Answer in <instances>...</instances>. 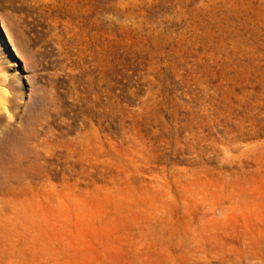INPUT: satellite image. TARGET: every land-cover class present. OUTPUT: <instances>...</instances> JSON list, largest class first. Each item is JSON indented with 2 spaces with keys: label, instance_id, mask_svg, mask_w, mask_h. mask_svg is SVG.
Wrapping results in <instances>:
<instances>
[{
  "label": "rangeland",
  "instance_id": "1",
  "mask_svg": "<svg viewBox=\"0 0 264 264\" xmlns=\"http://www.w3.org/2000/svg\"><path fill=\"white\" fill-rule=\"evenodd\" d=\"M0 92V264H264V0H0Z\"/></svg>",
  "mask_w": 264,
  "mask_h": 264
},
{
  "label": "bare ground",
  "instance_id": "2",
  "mask_svg": "<svg viewBox=\"0 0 264 264\" xmlns=\"http://www.w3.org/2000/svg\"><path fill=\"white\" fill-rule=\"evenodd\" d=\"M30 45H31V44H30ZM0 93H1V92H0ZM3 97H4V96H3ZM3 101H4L3 98L0 97V111H1V108H2V107H1V104L3 103ZM4 104H5V103H4ZM9 107H10V106H9ZM0 114H1V112H0ZM8 117H9V118H12V117H10L9 115H8ZM0 123H1V122H0Z\"/></svg>",
  "mask_w": 264,
  "mask_h": 264
}]
</instances>
